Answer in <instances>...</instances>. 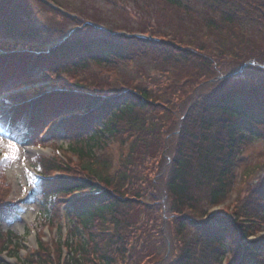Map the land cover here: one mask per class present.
<instances>
[{"label":"trees","instance_id":"16d2710c","mask_svg":"<svg viewBox=\"0 0 264 264\" xmlns=\"http://www.w3.org/2000/svg\"><path fill=\"white\" fill-rule=\"evenodd\" d=\"M130 2L128 7L148 14V24L126 32L150 33L156 40L86 24L51 55L0 59V91L16 79L47 76L52 65L77 73L92 64L119 68L142 57L153 68L141 73L143 81L124 86L105 77L78 80L37 106L34 128L81 112L63 126L76 141L80 176L62 160L41 165L68 175L44 183L45 195L80 193L64 210L79 235L75 241L73 232L59 245L69 248L63 264H224L228 255L235 264H261L264 237L250 238L264 221V163L254 169L258 183L238 199L233 215L213 209L233 190L242 148L264 139V51L245 29L264 27V0ZM8 3L0 0V27ZM186 19L199 28L186 26ZM6 27L9 34L31 38L45 32ZM112 140L129 146L117 168L99 155ZM6 213L1 208L0 219ZM7 241L13 245L14 239Z\"/></svg>","mask_w":264,"mask_h":264},{"label":"rangeland","instance_id":"374dc122","mask_svg":"<svg viewBox=\"0 0 264 264\" xmlns=\"http://www.w3.org/2000/svg\"><path fill=\"white\" fill-rule=\"evenodd\" d=\"M6 1L9 2L8 5L5 4L7 12L4 14L6 15L5 18H8L5 22L6 25L13 23L18 28L32 26L42 28L45 31L40 36L31 38L19 35V31L18 33L9 34L8 27L6 25L1 26L0 49L17 50V53L29 48L45 50L56 46L61 43L57 41L62 35H66L67 32L75 29L78 24L83 22L102 23L110 29L127 30H143L145 24H148L146 21L148 20V14L141 15V7L137 5H134L133 9L130 6L128 7L127 3H131L130 0L123 2L126 4L125 6L115 2V0H47L51 6L60 7L58 12L48 9V4L43 3L42 0H4L5 3ZM185 23L186 26L199 28V24L193 20L186 19ZM245 29L249 37L258 42L264 51V27L255 23L247 24ZM86 34H90V32ZM251 63H253V60L245 64L250 65ZM61 67V65H52L48 69L47 76L39 74L30 78L16 79L13 83L3 87L4 90L9 91L0 96V135L3 136L4 144L12 142L19 149L16 159L6 160L2 165L3 174L0 173V208L5 204L21 202L17 215L22 213L23 210L34 213L33 217H27L24 213L22 217H20L21 215H15L7 223H3L0 219V264H37L39 260H44L46 264H60V260L65 262L68 260L69 248L67 247V251L65 248H60L59 245L63 244L66 237L73 232L72 235L76 241V233L78 234V232L74 221L67 214H63L62 210L63 206L73 201L75 195L68 198L63 195V198L67 199H58V196L54 198L49 194L48 196L45 195V191H47L44 189L45 184L43 181L37 180L36 170L41 172L42 168L40 166L42 163L47 164L45 160L51 162L52 165L50 166L62 160L68 165L70 168L68 171L73 176H80L82 173L81 163L72 151L76 141L63 128V121L67 123L68 119L72 117L60 120V123L54 125L50 131L49 128L52 122L57 121L58 118L46 120L42 123L40 129L36 131L37 136H33V133L21 127V124L18 125L19 127L11 126V115L9 116L2 111L8 108L15 110L19 107L17 102L40 92L41 96L46 95L44 93H56L55 91L51 93L52 88L50 87L53 83L58 86V82L66 85L78 80L89 82L91 79L105 77L114 80L118 85L120 81V85L124 86L143 81L145 77L141 73L148 72L149 74L153 69H151V65L147 60H142V57L136 58L133 62L128 61L118 66L119 68H98L97 65L92 64L85 71L76 73L69 69L63 70ZM48 97L50 98V96L46 98ZM78 135L79 132H76L74 137ZM80 137L83 139L82 136ZM128 147L124 144L122 146L118 140H112L107 149L103 152L100 151L99 155L103 157L104 161H110L117 168L119 166L118 162L126 156ZM6 151L7 149L0 148V153ZM262 163H264V139L250 142L242 148L235 177L233 178V190L227 197L225 204L218 209L231 215L236 212L238 199L245 197L246 193L253 189L252 186L258 183L257 175L253 171ZM49 171L46 168L44 173L46 175L58 174ZM30 180L31 183H29ZM27 188L32 189L34 194L27 195ZM253 206H255V203ZM8 224L10 225V231L6 233ZM78 228L80 227L78 226ZM259 229L258 233L253 235L250 240H257L259 236L264 237V221H262ZM34 236L37 243L32 242ZM10 237L14 239V246L7 243V239L9 240ZM39 244L40 246L42 244L48 246V249L41 248L38 250ZM91 259L95 260L94 257H91ZM232 263H234V259L231 255H228L227 264ZM261 264H264V260Z\"/></svg>","mask_w":264,"mask_h":264},{"label":"snow or ice","instance_id":"6c2138e0","mask_svg":"<svg viewBox=\"0 0 264 264\" xmlns=\"http://www.w3.org/2000/svg\"><path fill=\"white\" fill-rule=\"evenodd\" d=\"M0 148L7 149L6 152L0 153V158L3 160H14L18 156L19 149L15 143L9 142L8 144L3 143V136L0 135ZM31 183V180L29 181ZM27 191V189H25Z\"/></svg>","mask_w":264,"mask_h":264},{"label":"bare ground","instance_id":"6f19581e","mask_svg":"<svg viewBox=\"0 0 264 264\" xmlns=\"http://www.w3.org/2000/svg\"><path fill=\"white\" fill-rule=\"evenodd\" d=\"M23 213L27 216V217H33L34 213H30V211H23ZM36 242V239L34 238V243Z\"/></svg>","mask_w":264,"mask_h":264}]
</instances>
